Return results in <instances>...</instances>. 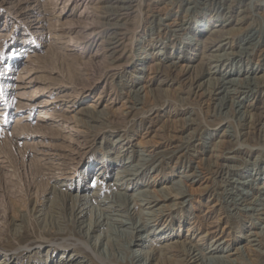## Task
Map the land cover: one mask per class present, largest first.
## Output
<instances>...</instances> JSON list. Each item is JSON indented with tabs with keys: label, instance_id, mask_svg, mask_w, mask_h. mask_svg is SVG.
<instances>
[{
	"label": "rangeland",
	"instance_id": "1",
	"mask_svg": "<svg viewBox=\"0 0 264 264\" xmlns=\"http://www.w3.org/2000/svg\"><path fill=\"white\" fill-rule=\"evenodd\" d=\"M219 26L229 35L205 52ZM263 76L264 0H0V259L139 264L136 238L173 230L207 254L195 264H264ZM123 164L141 185L121 193L147 196L91 201L96 177L135 183L115 181Z\"/></svg>",
	"mask_w": 264,
	"mask_h": 264
},
{
	"label": "bare ground",
	"instance_id": "2",
	"mask_svg": "<svg viewBox=\"0 0 264 264\" xmlns=\"http://www.w3.org/2000/svg\"><path fill=\"white\" fill-rule=\"evenodd\" d=\"M107 2V1H106ZM113 3V2H112ZM118 3V2H117ZM116 4V3H115ZM109 5V4H108ZM124 5V4H123ZM113 6H114V4H113ZM121 10V9H120ZM118 11V10H117ZM207 26V25H206ZM109 27L110 28H116V26H112L111 24L109 25ZM211 32H212V34L211 35H209L208 37H206V39H203V40H201L200 41V44H201V49L203 48V50L205 51V52H209L210 51V49L212 48V47H214V45L216 46L218 43H220L219 42V39L221 38V37H223L224 35H226V34H228L229 35V29H226L224 26H219L218 27V29H216V30H213L212 31V29L210 30ZM209 31V32H210ZM112 35H114V33L112 34ZM232 35V34H231ZM110 40V39H109ZM195 41V40H194ZM199 41V40H198ZM213 53V52H212ZM208 54V53H207ZM205 55V53L204 54H202L201 55V57L199 58V62H197L195 65H189V66H186L187 67V69H189V70H193L192 72L193 73H195V71H196V75L194 76V77H192V79H195V80H197V78H198V76L203 72V67L206 65V62H207V57H208V55ZM217 56V55H216ZM220 57V56H219ZM210 58V57H209ZM214 58H216V57H214ZM183 61L184 60H186V61H188V58H183L182 59ZM217 60V59H216ZM195 61V60H194ZM193 62V61H192ZM215 62V61H214ZM218 63V62H217ZM214 64V63H213ZM158 68H159V70H160V72H165V70H170V69H172L171 67H175V65H167V66H165V65H163V64H160V65H158L157 66ZM168 67V68H167ZM166 68V69H165ZM189 71H187L186 73H188ZM167 73V72H166ZM255 73V72H254ZM162 75V74H161ZM218 75V74H217ZM214 72L213 73H210V74H208V76H211V77H215V76H217ZM237 76L238 75V73H236V72H234V73H232L231 72V70L230 71H228V72H226L225 73V75L223 76V77H220V79L222 78V82H221V84H222V86H224L223 84H229V83H231L232 81H230L231 80V77L232 76ZM264 77V76H263ZM262 77V78H263ZM254 79H256L255 77H253ZM159 79V78H158ZM190 79V78H189ZM211 79V80H210ZM209 79V83L208 84H210V82H212L213 81V78H210ZM226 79H228L229 80V82L227 81H225ZM251 79V78H250ZM264 80V79H263ZM194 81V80H193ZM220 81V80H219ZM219 81H217V83L219 82ZM225 81V83H223ZM190 82H191V80H190ZM217 83H215L216 84V86L218 85V87H219V83L217 84ZM189 84V83H188ZM213 84V83H212ZM214 84V85H215ZM234 84V83H233ZM221 86V87H222ZM189 87V86H188ZM193 87V86H192ZM192 87L190 88V89H192ZM225 87V86H224ZM221 89V88H220ZM228 89V88H227ZM226 90V89H225ZM224 90V91H225ZM41 93V91L39 92L38 90H35L34 91V97H36L38 94H40ZM23 97H27V94H24L23 92L22 93H20V94H18L17 96H16V98H23ZM264 101V100H263ZM262 101V102H263ZM261 102V101H260ZM22 103V102H21ZM23 104V103H22ZM262 104V103H261ZM263 106V105H262ZM23 107V106H22ZM28 109V108H27ZM260 109V110H259ZM259 109H256L255 111H258V114L257 115H254V114H252L254 117H257L256 119L257 120H259V117H260V115H261V111H263V110H261V108H259ZM263 109V108H262ZM247 111H249V110H247ZM250 112V111H249ZM4 114V113H3ZM2 113H0V115H3ZM25 117V116H24ZM51 114H48L47 112L46 113H44L42 116L40 115L39 117H38V119L39 118H42L43 120L44 119H51ZM261 118H262V116H261ZM18 121V120H17ZM18 123V122H17ZM1 133H2V131L0 132V136H1ZM53 133H54V131H53ZM52 133V134H53ZM250 134V133H249ZM248 138V137H247ZM115 144L116 143H120V142H118V141H115L114 142ZM114 143H111V146H113V145H115ZM222 144V146L220 147V145H219V147L218 148H220V149H223V147L225 146L224 145V141L221 143ZM119 144H116V146H118ZM229 149V148H228ZM241 153V152H240ZM118 157H120L119 156V154L118 155H116V158L117 159H119ZM218 157V156H217ZM104 158V157H103ZM133 158V157H132ZM130 158H127V160H129ZM153 160V159H152ZM152 160L151 161H148V162H152ZM118 162L120 163L121 162V160L119 161L118 160ZM118 162H115V163H118ZM102 163H104V161L102 162ZM112 163H114V162H112ZM114 163V164H115ZM126 163H129V162H126ZM148 164V163H147ZM152 164V163H151ZM129 165V164H128ZM131 166V165H130ZM218 166V165H217ZM105 166L103 165L99 170H100V172H102V173H105V168H104ZM132 167V166H131ZM87 173H89V170H90V173H91V171H92V169H91V167L89 168V166L87 167ZM101 169H103L102 171H101ZM129 169V168H128ZM131 170V169H130ZM134 170V169H133ZM130 171H128L127 170V167H124V164H123V166H121V168L119 169V171L116 173V175H115V181H117V182H119V181H121V180H124V181H127L126 183H128V182H131V183H133V182H135L132 186H129V185H127V186H123V184L122 183H113V184H110V185H106L105 183H103L104 182V178H100V179H97V177L94 179V181H95V190H93V194H91L92 196H91V198H90V200L92 201H96V199L95 198H98L100 195H102L103 193H108V191H110V192H115V191H118V193L121 195V196H123V197H129L130 196V198H132V200H134V202L135 201H137V198L138 197H146L147 196V194L145 195V192H141L140 194H137V196L136 197H134V195L132 196V195H128V194H126V192H123V193H121V190L123 191V190H127V189H131L130 191H133V189L134 188H136L137 187V185H141V184H139V180H137L138 178V176L139 175H136V174H130L129 173ZM220 172V171H219ZM83 173V172H82ZM215 174V173H214ZM127 178V179H126ZM143 178L144 177H142V179L141 180H143ZM102 179V180H101ZM262 184H264V183H262ZM261 191H262V189L264 190V188L261 186V188H259ZM73 190H75L76 192L77 191H83V190H85L84 189V187H82V186H79V187H76V188H74ZM259 190V191H260ZM52 191V190H51ZM53 191L54 192H64L63 190H61V189H59V186L58 187H56V188H54L53 189ZM53 191H52V193H53ZM107 195V197H109L108 196V194H106ZM112 195V194H111ZM177 195H183V193H178ZM95 196V197H94ZM113 196H115V195H113ZM69 197V196H68ZM71 197V200L72 201H74L77 205H79V206H86V203L88 202V201H90L89 199H88V196H86V195H84V196H79V195H74V196H70ZM117 197V196H116ZM151 197V196H150ZM148 198V197H147ZM127 199V198H126ZM145 199V198H144ZM70 200V199H69ZM103 200H104V197H103ZM102 200V201H103ZM90 201V202H91ZM124 201V200H123ZM155 201V200H154ZM153 201V202H154ZM239 201V200H238ZM81 202H83V203H81ZM97 202V201H96ZM101 202V201H100ZM105 202V201H104ZM74 203V204H75ZM150 204H151V202H149ZM255 203V202H254ZM260 203V202H259ZM262 203V202H261ZM89 204H91V203H89ZM97 204V203H96ZM107 204V203H106ZM113 204V203H112ZM121 204V203H120ZM133 204V203H132ZM263 204V203H262ZM108 205H110V204H108ZM108 205H107V207H108ZM89 206V205H88ZM98 206V205H97ZM101 206H103V205H101ZM117 206V205H116ZM111 207H114L113 205L111 206ZM122 207V206H121ZM120 207V208H121ZM100 208V207H99ZM109 208V207H108ZM86 209H88V207L86 208H82L80 211H78V215H79V218L78 219H81V218H83V217H85L86 216V214H87V212H88V210H86ZM98 209V208H97ZM115 209V208H114ZM135 209V208H134ZM62 210V209H61ZM89 210H91V209H89ZM264 210V209H263ZM110 212H112V211H110ZM115 212H116V210H115ZM137 212V211H136ZM99 213V212H98ZM104 213V212H103ZM259 213V212H258ZM105 214V213H104ZM138 214V213H137ZM264 214V213H263ZM92 215V214H91ZM113 215V214H112ZM116 215V214H115ZM111 216V215H110ZM114 216V215H113ZM179 219V218H178ZM180 220H181V218H180ZM99 221V220H98ZM115 221H117V220H115ZM80 222V221H79ZM180 223H181V221H179ZM81 223V222H80ZM93 223V222H92ZM95 223V222H94ZM119 224H121L122 222L121 221H119L118 222ZM117 223V224H118ZM100 222H98V223H96L95 224V226L94 227H92L91 228V232L92 233H95V232H97L98 231V228L100 227ZM196 224V223H195ZM82 225V224H81ZM102 226V225H101ZM89 227H91V226H89ZM196 226L193 224V223H191V224H189L188 226H187V233L188 232H190V231H192L194 228H195ZM140 227H136L135 228V230L137 231L138 229H139ZM178 229H180L181 228V226H178L177 227ZM219 226L217 227V226H215V230H213V231H209L208 229H209V227H208V229H207V231L203 234V235H201L200 236V240L202 239V237H204L205 236V234H209V236H211V235H213V234H222L223 232H224V229H221V230H219ZM197 229V228H196ZM219 230V231H218ZM263 230V229H262ZM142 231H144L143 230V227H142ZM173 232V230H171L167 235H165L167 232H159L158 231V233L157 232H155V231H152V233H151V235L152 236H148V237H145L147 240L145 241V242H143L144 240H143V238L144 237H138V238H136V240H135V242L137 243V242H140V244H145L146 243V245L145 246H142V245H140V248H145L146 249V251L145 252H138L139 250H137V252L138 253H140L139 255H133L132 257L133 258H135V259H139L138 260V262H140L139 264H165L166 262H170L171 264H195V263H197V262H199V261H201V260H199V258H197V255H199L201 258H202V261L201 262H203V259H207V254H203L202 252H201V250H199L198 249V247L196 246V245H192V244H189L190 245V247H188V248H186V246H185V243H184V241L182 242V241H179L178 240V235L177 236H175L174 238H171L172 236V233ZM195 232V231H194ZM146 233V232H145ZM172 233V234H171ZM138 236V235H137ZM215 236V235H214ZM223 237V236H222ZM93 238V237H92ZM97 239H98V236H97ZM134 239V238H133ZM239 238H235V240L237 241ZM244 239V238H243ZM164 241V242H166V243H164L163 242V245H159V243L161 244V241ZM100 241V240H99ZM225 241H227V240H225ZM249 241V240H248ZM98 243V242H97ZM96 243V244H97ZM215 244H213V246H214ZM250 245V244H249ZM63 246V245H62ZM68 246V245H67ZM248 246V245H247ZM251 246V245H250ZM219 247V246H218ZM218 247H215L214 249H213V251H215V250H217V248ZM176 249H178L177 250V252H176ZM244 249H246V248H244ZM51 250V249H50ZM237 250H239V249H237ZM9 251V250H8ZM182 252V254H184L185 256H186V258H180L179 257V252ZM195 252V251H197L198 252V254L197 255H192L191 256V254H190V252ZM213 251H210V252H207L208 254H211V252H213ZM223 251V250H222ZM246 251H248V248L246 249ZM6 252H7V250H6ZM30 252V251H29ZM52 253H55V251L52 249V251H51ZM238 252V251H237ZM250 252V251H249ZM4 253V252H3ZM8 253V252H7ZM39 253H41V252H35L34 253V256H37ZM171 253H173V255H171ZM64 254H65V251H63V252H60V258L58 259V260H54L53 259V257H51L50 255H48V256H45V262H44V264H83V262L82 261H80V258H79V253H74V254H72V255H70V258H69V260H67L65 257H64ZM179 254V255H178ZM213 254V253H212ZM11 255H13V254H11ZM170 255V256H169ZM178 255V256H177ZM183 256V255H182ZM189 256H191L189 259H187V257H189ZM5 257H7V254L5 253V255H4V259L2 258V259H0V264H15V263H12L14 260H15V258H11L10 256H8V258H5ZM29 257V256H28ZM37 258V257H36ZM39 258V257H38ZM211 258V257H210ZM204 260V261H205ZM211 260V259H210ZM40 263V262H39ZM39 263H36V264H39ZM205 263H206V261H205ZM41 264V263H40ZM133 264V263H132Z\"/></svg>",
	"mask_w": 264,
	"mask_h": 264
}]
</instances>
